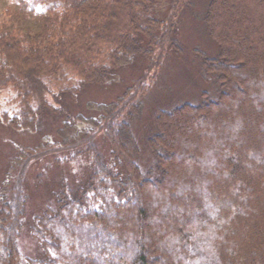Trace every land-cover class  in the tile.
Segmentation results:
<instances>
[{"label":"trees","instance_id":"16d2710c","mask_svg":"<svg viewBox=\"0 0 264 264\" xmlns=\"http://www.w3.org/2000/svg\"><path fill=\"white\" fill-rule=\"evenodd\" d=\"M191 5L0 0V94L10 91L14 107L0 120L36 133L48 117L65 115L64 96L77 100L87 84L112 82L136 57L150 59L155 74L169 51L182 50L177 27ZM203 21L218 54L200 53L201 63L215 74L219 97L154 115L146 142L156 164L147 174L133 130L146 73L116 101L89 105L98 115L80 118L84 128L64 125L58 139L22 148L21 175L0 194V264H22L27 164L82 147L89 175L75 190L63 184L34 216L29 232L43 256L27 264H264V0H207Z\"/></svg>","mask_w":264,"mask_h":264},{"label":"rangeland","instance_id":"374dc122","mask_svg":"<svg viewBox=\"0 0 264 264\" xmlns=\"http://www.w3.org/2000/svg\"><path fill=\"white\" fill-rule=\"evenodd\" d=\"M206 3L207 0H192V5L181 11L177 38L182 44V50L169 51L162 67L155 74V69L147 68L150 59L136 57L134 64L124 65L115 72L112 82L105 85L87 84L77 100L64 96L62 104L66 109L65 115L48 117L36 133L14 130L0 120V194H10L21 175L22 169L17 159L22 148L58 139L57 130L64 125L74 129L84 128L88 123L80 118L90 119L98 115V110L89 105L116 101L145 73L142 85L146 87V94L142 100L141 112L133 121V130L140 150L137 163L141 171L147 174L155 170L156 160L150 154L146 142L147 137L155 130L154 115L160 110H170L182 103L199 104L206 100H216L221 92L215 74L206 72L201 63L200 53L206 58H214L218 54L217 45L208 36L203 21ZM10 97V91L0 94V112L13 111L14 107L8 101ZM95 142L105 163L111 166L108 141L102 134H98ZM90 168L91 159L83 147L78 153L75 150L58 152L27 164L22 183L28 200L22 230L18 236L23 255L22 264H27L28 257L36 259L43 256L40 246L29 232L34 216L46 206L52 205L53 193L63 184L75 190L87 179ZM151 175L154 176L155 173Z\"/></svg>","mask_w":264,"mask_h":264}]
</instances>
